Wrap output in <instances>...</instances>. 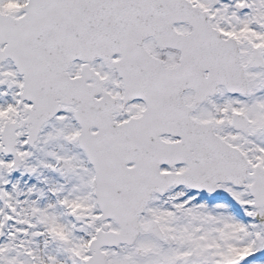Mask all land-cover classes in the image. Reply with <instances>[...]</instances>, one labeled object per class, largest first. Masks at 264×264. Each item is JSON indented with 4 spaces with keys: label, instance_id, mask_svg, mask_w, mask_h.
<instances>
[{
    "label": "snow or ice",
    "instance_id": "snow-or-ice-1",
    "mask_svg": "<svg viewBox=\"0 0 264 264\" xmlns=\"http://www.w3.org/2000/svg\"><path fill=\"white\" fill-rule=\"evenodd\" d=\"M0 264H264V0H0Z\"/></svg>",
    "mask_w": 264,
    "mask_h": 264
}]
</instances>
